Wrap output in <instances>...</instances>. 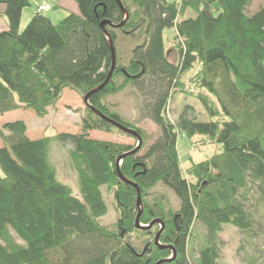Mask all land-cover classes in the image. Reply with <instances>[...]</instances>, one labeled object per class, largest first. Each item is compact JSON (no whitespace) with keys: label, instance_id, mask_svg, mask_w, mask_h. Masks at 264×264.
Listing matches in <instances>:
<instances>
[{"label":"trees","instance_id":"obj_1","mask_svg":"<svg viewBox=\"0 0 264 264\" xmlns=\"http://www.w3.org/2000/svg\"><path fill=\"white\" fill-rule=\"evenodd\" d=\"M73 1L78 14L68 12L56 24L43 14L51 7L38 11L39 0H6L0 13L7 23L0 32V115L23 108L42 118L65 89L83 100L111 68L105 31L115 50L110 80L88 98L82 133L32 140L23 121L3 125L9 135L0 131V264H219L223 225L243 232L254 222L244 202L251 186L264 202V6L247 15L250 0H120L128 13L124 20L116 0ZM30 2L34 14L20 31ZM104 21L123 25L102 27ZM166 28L176 33L169 50L162 36ZM118 35L139 41L125 62ZM126 86L144 93L148 105L140 118L160 130L140 156L147 136L105 99ZM174 97L198 104L201 119L184 104L172 123L167 106ZM91 108L135 130L140 149L127 155L133 147L89 138L88 132L100 131L135 139ZM179 134L194 149L217 144L220 152L183 168ZM53 143L72 146L81 198L57 180L49 158ZM117 169L136 184L139 222L154 221L150 228L135 227L137 190ZM159 185L173 191L177 209L149 198ZM102 188L115 200V231L100 223L107 212ZM195 239L201 242L197 256Z\"/></svg>","mask_w":264,"mask_h":264},{"label":"rangeland","instance_id":"obj_2","mask_svg":"<svg viewBox=\"0 0 264 264\" xmlns=\"http://www.w3.org/2000/svg\"><path fill=\"white\" fill-rule=\"evenodd\" d=\"M0 13L3 12L6 0H0ZM47 3H44V2ZM174 1V0H170ZM43 6L51 7L49 12H44L54 24L61 21L70 10L63 4V0H39ZM264 6V0H250V6L247 8V15H252L259 8ZM77 12V10H76ZM34 14V3L25 7L21 14L19 30L22 31L30 18ZM7 23L4 17L0 18V32L6 30ZM175 30L173 28H166L163 30L162 36L165 49L169 50L174 46ZM128 37L118 35L116 47L122 57V62H125L124 55H128L132 47L138 43ZM173 52V51H172ZM170 59L175 60L177 55L171 53ZM121 79H117L120 82ZM106 102L110 107L117 111L124 119L132 121L142 132L147 136L143 148L138 153V156L145 153L148 147L159 138L160 130L153 124L150 119H141L140 115L146 113V105H148L147 97L143 92L137 88L126 86L122 91L111 94L105 97ZM191 105L195 109L198 120L201 119L199 115L203 113V109L193 100H181L174 97L169 100L167 106V115L172 123L176 120L183 109V105ZM85 106L82 98L74 91L65 89L63 91L60 101L53 107L48 108L47 114L40 118L37 117L34 111L30 109L20 108L18 111H12L0 115V131L4 135H9L6 130H3V125L11 121H23L27 126L28 137L32 140L41 138L42 136H54L56 133H82V115L84 114ZM146 110V111H145ZM200 113V114H199ZM206 120V117H203ZM202 118V120H203ZM26 131V132H27ZM89 138L103 140L107 142L124 144L133 149L137 146L136 139L124 136L122 134L111 132L90 131L87 133ZM195 140V139H194ZM3 146V141L0 138V147ZM177 153L181 166L186 168L190 165V161L200 162L220 152L217 144H209L201 146L200 148H192L191 141L183 137L182 134L177 138ZM72 149L71 145H62L60 143H53L50 151V162L56 170V178L59 182L69 186L72 193L81 198L77 173L70 160L69 151ZM104 201L107 206V212L100 218V223L108 230H116L117 212L115 210V200L111 192L105 188L101 189ZM149 198H161L168 201L169 206L177 209L179 201L172 190L159 185L152 190ZM245 206L248 212L253 217V224L248 231H241L236 227L225 224L223 230L219 234V264H264V202L258 199V194L254 187H250L247 193ZM197 233H204V229L198 225L196 226ZM13 235V234H12ZM17 240V238H16ZM18 241V240H17ZM19 242V241H18ZM201 242L198 239L193 241V255L197 256ZM191 256V248L189 249Z\"/></svg>","mask_w":264,"mask_h":264},{"label":"water","instance_id":"obj_3","mask_svg":"<svg viewBox=\"0 0 264 264\" xmlns=\"http://www.w3.org/2000/svg\"><path fill=\"white\" fill-rule=\"evenodd\" d=\"M116 1H117L119 7L121 8V10H122V12H123V14H124V20H126V19L128 18V13H127V11H125V9H124V7H123V5H122V3H121L120 0H116ZM106 24H109V25H111V26H113V27H121V26L123 25L122 23H121L120 25H113L112 23H110V22H108V21H104L103 23H101V26L104 27V25H106ZM104 33H105V35H106V37H107V39H108V41H109V45H110V49H111V57H112L111 68H110L109 74H108L106 80L103 82V84L100 85V86H98V87H96V88L93 89L92 91H90V92H89L87 95H85V97L83 98V103H84V106H85V107H90L89 102H88V98H89V96H90L91 94L97 92V91H100V90H101V89H102V88L108 83V81H109L110 78H111V75H112V72H113V70H114V67H115V50H114V46H113V43H112V41L110 40L109 36L107 35V32L105 31ZM91 109H92V108H91ZM92 111H93L96 115H98L99 117H101L102 119H104V120H106L107 122H109V123H110L112 126H114L115 128H117V129H119L120 131H122V132H124V133H126V134H128V135H131V136H133V137H135V138L137 139V142H138L137 146H136L134 149H132L130 152H128L127 155H129V154H133V153L137 152V151L140 149V146H141V143H142V139H141V137L139 136V134H138L135 130L129 129V128L125 127L124 125L120 124L119 122H117V121L111 119V118H107L106 116H104L103 114H101L100 112H98V111L95 110V109H92ZM124 156H125V155H122L121 157H119L117 163H119L120 160H121L122 158H124ZM117 172H118L119 176H120L125 182H127V183H129V184H132V185L136 188V190H137V202H138V207H139V213L137 214L136 219H135V227H136L137 229H147V228H150V227L154 224V221H153L152 223H150L149 225H147V226H143V225H141L140 222H139V215H140V213H141V198H140L139 190H138L136 184H133L132 182H130V181H128L127 179L123 178V177L121 176L120 172H119V169H117ZM158 238H159V233H157V235L155 236V239H154V242H155L157 245H159ZM163 247H164V246H162V248H163ZM174 257H175V252H173L172 257H170V258L167 259L166 261L172 260ZM157 264H161V263H157Z\"/></svg>","mask_w":264,"mask_h":264},{"label":"crops","instance_id":"obj_4","mask_svg":"<svg viewBox=\"0 0 264 264\" xmlns=\"http://www.w3.org/2000/svg\"><path fill=\"white\" fill-rule=\"evenodd\" d=\"M42 2H44V1H42ZM44 3H47V2H44ZM48 4V3H47ZM63 4L65 5V6H67L70 10H67V11H69V12H73V13H75V14H78V10H77V6H76V4H75V2L73 1V0H63ZM76 10H77V12H76ZM49 12V11H48ZM14 111H16V110H14ZM18 111V110H17ZM28 130V129H27ZM28 134V131L26 132V135ZM28 136V135H27Z\"/></svg>","mask_w":264,"mask_h":264},{"label":"built area","instance_id":"obj_5","mask_svg":"<svg viewBox=\"0 0 264 264\" xmlns=\"http://www.w3.org/2000/svg\"><path fill=\"white\" fill-rule=\"evenodd\" d=\"M48 7L43 6V5H38V11H43V10H47Z\"/></svg>","mask_w":264,"mask_h":264}]
</instances>
